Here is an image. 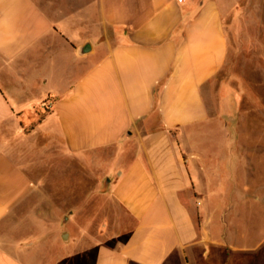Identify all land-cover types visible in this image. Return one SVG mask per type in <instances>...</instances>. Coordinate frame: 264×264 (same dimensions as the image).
I'll return each instance as SVG.
<instances>
[{
	"label": "crops",
	"instance_id": "0c3cea01",
	"mask_svg": "<svg viewBox=\"0 0 264 264\" xmlns=\"http://www.w3.org/2000/svg\"><path fill=\"white\" fill-rule=\"evenodd\" d=\"M223 2L0 0V264H30L7 219L72 156L132 218L92 264H227L222 210L232 188L264 191V136H231L204 95L228 55Z\"/></svg>",
	"mask_w": 264,
	"mask_h": 264
},
{
	"label": "rangeland",
	"instance_id": "374dc122",
	"mask_svg": "<svg viewBox=\"0 0 264 264\" xmlns=\"http://www.w3.org/2000/svg\"><path fill=\"white\" fill-rule=\"evenodd\" d=\"M222 1L228 55L224 66L204 87V95L209 109L215 113H219L221 103L225 104L230 114L231 136L261 137L264 136V0ZM251 169L248 163L247 171ZM46 172L40 170L43 190L27 197L7 219V231L25 241V254L21 257L24 261L92 264L95 248L101 241L126 237L132 218L109 193L105 179L95 173L93 160L80 163L72 156L65 177L49 178ZM256 178L264 183V175ZM248 179H254L253 175H248ZM48 184L56 189L48 191ZM233 189L227 208L222 210L228 216L225 261L264 264V191ZM240 196L246 200L238 207L235 204L238 201L233 199ZM33 240L36 241L26 243Z\"/></svg>",
	"mask_w": 264,
	"mask_h": 264
},
{
	"label": "trees",
	"instance_id": "16d2710c",
	"mask_svg": "<svg viewBox=\"0 0 264 264\" xmlns=\"http://www.w3.org/2000/svg\"><path fill=\"white\" fill-rule=\"evenodd\" d=\"M41 119H42V116H40L39 120H41Z\"/></svg>",
	"mask_w": 264,
	"mask_h": 264
}]
</instances>
